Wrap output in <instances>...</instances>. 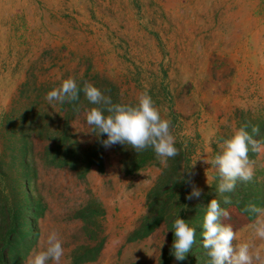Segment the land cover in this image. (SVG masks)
I'll use <instances>...</instances> for the list:
<instances>
[{
	"label": "rangeland",
	"instance_id": "374dc122",
	"mask_svg": "<svg viewBox=\"0 0 264 264\" xmlns=\"http://www.w3.org/2000/svg\"><path fill=\"white\" fill-rule=\"evenodd\" d=\"M69 76L114 102L147 91L178 155L165 166L152 148L104 147L83 91L45 99ZM245 122L264 142V0H0V264H28L53 229L61 264H207L213 198L239 242L252 239L245 206L264 207V151L249 152L254 178L224 194L231 204L211 163ZM193 185L202 194L188 200ZM179 217L196 229L183 260L171 254Z\"/></svg>",
	"mask_w": 264,
	"mask_h": 264
},
{
	"label": "clouds",
	"instance_id": "9594fccd",
	"mask_svg": "<svg viewBox=\"0 0 264 264\" xmlns=\"http://www.w3.org/2000/svg\"><path fill=\"white\" fill-rule=\"evenodd\" d=\"M81 91L95 105L86 111V123L92 126V132L97 136H107L106 140L101 141L104 147L119 143L130 146L137 153L152 148L165 166L168 158L178 155L176 138L170 130L171 120L162 116L161 108L147 91L138 96L135 104L114 102L97 86L86 82L81 89L76 78L69 76L59 87L50 90L45 99L50 105H54V102H74L79 99ZM163 111L166 113L167 109ZM249 127L250 123L245 122L235 128L231 137L221 144V154L211 161L220 175L217 191L223 196L225 204L232 201L224 194L233 192L237 181L247 183L254 178L255 162L250 159L249 152L264 151V142L254 138L260 133L259 127L251 126V131ZM204 162L209 163L207 160ZM201 194L202 190L193 185L186 199L199 198ZM183 208L188 210L187 205ZM245 211L255 214L257 218L252 224L253 238L239 242L233 225L225 223L231 219L230 213L221 207L216 198L207 205L203 221V247L208 250L206 255L209 257L207 264H264V207L250 203L245 206ZM174 235L171 254L177 260H183L196 241V229L179 217L174 221ZM234 241L238 243L234 245ZM63 244L57 230L49 231L42 239L39 250L29 257L28 264H49V261L61 264L65 251Z\"/></svg>",
	"mask_w": 264,
	"mask_h": 264
}]
</instances>
